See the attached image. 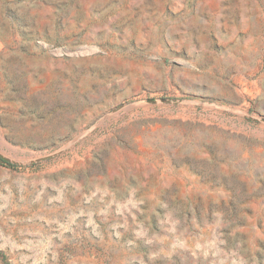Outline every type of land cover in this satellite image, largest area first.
Masks as SVG:
<instances>
[{"label": "rangeland", "instance_id": "obj_1", "mask_svg": "<svg viewBox=\"0 0 264 264\" xmlns=\"http://www.w3.org/2000/svg\"><path fill=\"white\" fill-rule=\"evenodd\" d=\"M0 264H264V0H0Z\"/></svg>", "mask_w": 264, "mask_h": 264}, {"label": "trees", "instance_id": "obj_2", "mask_svg": "<svg viewBox=\"0 0 264 264\" xmlns=\"http://www.w3.org/2000/svg\"><path fill=\"white\" fill-rule=\"evenodd\" d=\"M0 164H1V165H3V166L10 167V168H15V166H14V165H12V164H9V163H6L5 161H2V160H0Z\"/></svg>", "mask_w": 264, "mask_h": 264}]
</instances>
